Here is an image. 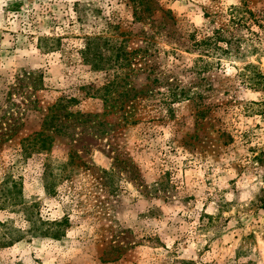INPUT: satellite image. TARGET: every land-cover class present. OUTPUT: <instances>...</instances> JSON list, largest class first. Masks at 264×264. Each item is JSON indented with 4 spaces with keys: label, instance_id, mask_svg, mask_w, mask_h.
Instances as JSON below:
<instances>
[{
    "label": "rangeland",
    "instance_id": "rangeland-1",
    "mask_svg": "<svg viewBox=\"0 0 264 264\" xmlns=\"http://www.w3.org/2000/svg\"><path fill=\"white\" fill-rule=\"evenodd\" d=\"M128 4L0 0V264H264V0H151L137 24ZM107 14L132 31L128 51L150 39L108 97L120 110L85 95L115 69L92 72L77 53ZM22 69L43 71L45 88L6 94ZM69 97L95 118L24 153Z\"/></svg>",
    "mask_w": 264,
    "mask_h": 264
},
{
    "label": "trees",
    "instance_id": "trees-1",
    "mask_svg": "<svg viewBox=\"0 0 264 264\" xmlns=\"http://www.w3.org/2000/svg\"><path fill=\"white\" fill-rule=\"evenodd\" d=\"M127 2L129 3L127 6L132 9V23H142L145 20L151 19L155 9V7L151 5V0H127ZM97 12H100V10L97 9ZM168 13L169 11L163 12V16L166 17ZM100 20L104 22L102 23L98 33H96L95 31L90 35H85L82 38V47L77 50V53L81 59L82 64L88 66L90 71L92 72H102L106 76L108 69H115V81H108V83L104 82L101 88L92 89L93 91L89 88L92 86L90 84L88 87L89 92L85 95L94 99H100L103 102V106L108 109L111 108L113 110H120V108L122 107L117 103V105H115V103L110 104V99L108 97L116 91V87H118L119 85L121 86V83L123 81H127L128 78H130V73H132L131 58L134 53L137 55L141 52L144 54V58H148L146 56H148L149 53L148 46H150V44L148 43V40L150 39L145 37L146 40H143V42L145 43L144 49L142 47L134 51H128V42L132 35V31L126 30L123 32H119V22H123V18H114L110 16V14H107L104 17H100ZM114 21H118V23L114 24ZM161 23L162 24L157 27L156 32L160 27L165 26V22L163 19L161 20ZM217 36H219V34H217ZM216 38L220 39V37ZM39 41L44 44V48L46 51L58 50L61 47V37L43 36L39 38ZM208 42V39H204L200 41V43H196L195 46L199 47L200 45H209ZM214 46L215 48H218L216 47V43L214 44ZM117 70H119L118 73ZM257 76L264 81V75L257 74ZM6 88L8 89L7 92H5L6 94H13V91L19 90L18 92L20 95H28V93L24 91L31 90L32 92L30 93V95H33V93H35L36 91H40L45 88L44 73L41 70L22 69L15 75L13 83ZM82 88H84L83 85ZM13 95L15 96V94ZM181 95L182 93L170 92L169 96H167L168 98H171L172 101H175L179 99ZM125 97L127 98V100L128 98L130 99L131 96L129 92L125 93ZM74 101H76V99L71 97H69V99L61 98L60 102L56 103L52 107L54 108L52 112L47 113L44 116V119L41 123V130L22 140V151L24 153L29 150L48 151L51 148L53 142V136L47 133L51 129L55 130L57 133H61L63 129L67 128V126H64V121L67 119L68 121H73L76 123L79 121H84L86 123L91 119V117L95 118V116L93 115H84L78 111L72 112L66 106L67 104H61L63 102H68V104H70ZM47 110L49 111V108ZM18 122L19 121L17 119L14 121V123H12V125L7 127L8 132H11L10 136H13L16 133L15 129L18 127ZM16 125L17 127H15ZM46 224H49L50 227H58L59 225V223L57 222L44 223L41 221L40 223L41 226ZM37 230L40 231L41 237L58 238L60 236V231L58 229L51 230L50 228H46L42 230L41 228H34L35 232H37Z\"/></svg>",
    "mask_w": 264,
    "mask_h": 264
}]
</instances>
